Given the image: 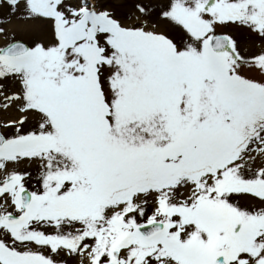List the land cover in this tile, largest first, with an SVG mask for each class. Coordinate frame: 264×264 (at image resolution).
<instances>
[{
    "label": "snow or ice",
    "instance_id": "obj_1",
    "mask_svg": "<svg viewBox=\"0 0 264 264\" xmlns=\"http://www.w3.org/2000/svg\"><path fill=\"white\" fill-rule=\"evenodd\" d=\"M0 264H264V0H0Z\"/></svg>",
    "mask_w": 264,
    "mask_h": 264
},
{
    "label": "rangeland",
    "instance_id": "obj_2",
    "mask_svg": "<svg viewBox=\"0 0 264 264\" xmlns=\"http://www.w3.org/2000/svg\"><path fill=\"white\" fill-rule=\"evenodd\" d=\"M15 113L12 111L5 112L0 109V122H6L7 119L11 118Z\"/></svg>",
    "mask_w": 264,
    "mask_h": 264
}]
</instances>
